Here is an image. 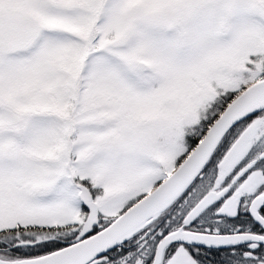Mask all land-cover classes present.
Segmentation results:
<instances>
[{"label":"snow or ice","instance_id":"obj_1","mask_svg":"<svg viewBox=\"0 0 264 264\" xmlns=\"http://www.w3.org/2000/svg\"><path fill=\"white\" fill-rule=\"evenodd\" d=\"M0 264H264V0H0Z\"/></svg>","mask_w":264,"mask_h":264}]
</instances>
